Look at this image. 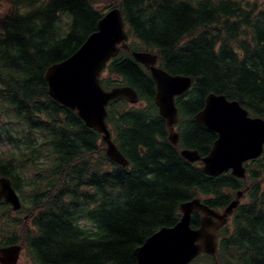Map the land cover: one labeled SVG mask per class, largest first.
Segmentation results:
<instances>
[{
    "label": "trees",
    "instance_id": "trees-1",
    "mask_svg": "<svg viewBox=\"0 0 264 264\" xmlns=\"http://www.w3.org/2000/svg\"><path fill=\"white\" fill-rule=\"evenodd\" d=\"M101 6H104L103 8ZM121 10L130 49L158 56L171 75L192 78L176 98L179 144L155 104L156 82L126 50L112 58L102 87L134 88L142 105L110 102L107 123L129 161L114 163L102 135L53 100L46 70L71 57L111 9ZM238 101L264 118V8L238 0H0V177L22 207L0 200V248L23 245L31 264H138L135 250L181 219L180 205L201 198L224 210L243 196L218 230L220 264H264V153L208 176L181 150L207 156L218 135L196 115L209 94ZM201 213L192 216L200 226ZM191 264H215L202 253Z\"/></svg>",
    "mask_w": 264,
    "mask_h": 264
},
{
    "label": "water",
    "instance_id": "water-1",
    "mask_svg": "<svg viewBox=\"0 0 264 264\" xmlns=\"http://www.w3.org/2000/svg\"><path fill=\"white\" fill-rule=\"evenodd\" d=\"M127 41L122 12L118 8L111 9L98 22L97 31L71 57L50 66L45 72L50 97L75 112L88 128L101 134L108 157L125 168L129 166V161L112 139L107 124V107L116 100L135 105L140 102V96L130 86L105 90L100 77L106 64L124 49L151 72L157 85L155 104L166 121L169 141L176 147L180 137L175 130L179 122L175 99L184 95L192 85L191 77L171 75L157 67L158 56L132 51ZM196 119L216 133L218 139L207 156L202 157L197 150L183 149L182 157L190 163H201L202 171L208 176L231 171L234 177L246 180L245 163L260 158L264 153V118L250 116L238 101L211 93ZM242 196L240 191L222 212L208 207L200 198L182 203L180 221L173 227L162 228L135 250L137 263L191 264L201 253H205L213 257L215 264H220L217 259V231L228 223ZM0 200L15 212L22 207L12 180L6 176L0 177ZM195 213L202 214L198 229L191 225ZM22 252L21 244L0 248V264H18Z\"/></svg>",
    "mask_w": 264,
    "mask_h": 264
},
{
    "label": "rangeland",
    "instance_id": "rangeland-1",
    "mask_svg": "<svg viewBox=\"0 0 264 264\" xmlns=\"http://www.w3.org/2000/svg\"><path fill=\"white\" fill-rule=\"evenodd\" d=\"M241 1L242 3L246 4V3H252V4H257L259 7L264 8V0H238ZM102 8L104 6H101ZM141 105V104H138ZM9 148V145L7 143L4 142H0V152L6 151ZM18 264H31L28 257L25 255V252H22L20 261Z\"/></svg>",
    "mask_w": 264,
    "mask_h": 264
}]
</instances>
